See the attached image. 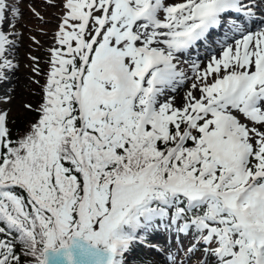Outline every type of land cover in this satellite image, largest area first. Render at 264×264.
<instances>
[{
	"label": "snow or ice",
	"instance_id": "obj_1",
	"mask_svg": "<svg viewBox=\"0 0 264 264\" xmlns=\"http://www.w3.org/2000/svg\"><path fill=\"white\" fill-rule=\"evenodd\" d=\"M58 2L36 118L14 133L0 108V264H71L76 238L124 264L159 230L165 264H264V0ZM21 15L0 0V79Z\"/></svg>",
	"mask_w": 264,
	"mask_h": 264
},
{
	"label": "rangeland",
	"instance_id": "obj_2",
	"mask_svg": "<svg viewBox=\"0 0 264 264\" xmlns=\"http://www.w3.org/2000/svg\"><path fill=\"white\" fill-rule=\"evenodd\" d=\"M30 2L34 3L41 11L44 17L43 20L34 16L29 10L27 5ZM18 4L22 11V15L19 18V22L15 25V27L19 29V34L17 44L14 46L15 52L12 55L17 66L12 70H3L5 71V78L0 79V97H10L9 103H0V105L3 108L9 109L12 115L23 112L22 104L24 99H26L27 89L33 77L32 69L34 64L39 62L40 65H42L50 61L49 50L53 45L55 28L57 27L59 13L61 11L58 0H56L55 7H52L46 0H18ZM0 27H2L4 31H11L8 27V21H4ZM32 37L36 38L35 41ZM32 57H37L38 61H33ZM189 59L190 58L181 55L182 61ZM183 66L187 68L188 63L185 62ZM187 75L191 77L192 74L191 72H187ZM189 81L191 83V79H189ZM188 84L189 82L186 85ZM187 89L188 87L184 90L183 85L178 89V93H169V95L173 96L175 100V97H182L180 91L181 94H184ZM175 102L178 106L181 104L177 100H175ZM159 238H165L166 243L161 242V240L164 239H152L149 241L152 247L146 246V251L149 255V260L146 261L147 264H165L164 252L168 251L169 245L172 247L176 246L175 233L169 235L165 232V234L159 236ZM181 242L187 247L189 238L182 235ZM198 256L199 252L193 256V259ZM177 259H179V257H177ZM188 264H192V260H189Z\"/></svg>",
	"mask_w": 264,
	"mask_h": 264
},
{
	"label": "water",
	"instance_id": "obj_3",
	"mask_svg": "<svg viewBox=\"0 0 264 264\" xmlns=\"http://www.w3.org/2000/svg\"><path fill=\"white\" fill-rule=\"evenodd\" d=\"M82 247L87 249H103L97 245H90L87 241L82 238H76L75 242L70 245L69 250L72 254L71 264H94L95 256L88 255L82 252ZM65 249L58 248L55 251L52 249L46 250V262L45 264H69L68 259L64 255ZM101 259L104 258V253H99Z\"/></svg>",
	"mask_w": 264,
	"mask_h": 264
},
{
	"label": "trees",
	"instance_id": "obj_4",
	"mask_svg": "<svg viewBox=\"0 0 264 264\" xmlns=\"http://www.w3.org/2000/svg\"><path fill=\"white\" fill-rule=\"evenodd\" d=\"M42 96V86L36 85L34 83L31 88V92L28 93L25 103L32 104L34 107L38 106ZM36 118L35 111H28L24 107L23 112L15 113L14 115L8 116L9 125L12 128L13 132L22 131L25 129L29 121Z\"/></svg>",
	"mask_w": 264,
	"mask_h": 264
},
{
	"label": "bare ground",
	"instance_id": "obj_5",
	"mask_svg": "<svg viewBox=\"0 0 264 264\" xmlns=\"http://www.w3.org/2000/svg\"><path fill=\"white\" fill-rule=\"evenodd\" d=\"M202 59H203V60H206V59H207V56L204 57V58H202ZM187 87H189V85H188ZM187 87H186V88H187ZM186 88H184V90H185ZM177 89H178V88H177ZM177 89H175V92L172 91V90H169V91H171V93H173V92H174V93H178V92H177ZM169 91H168V92H169ZM184 93H185V92H184ZM167 95H169V93H167ZM180 95H181L182 97H181V98L175 97V100L179 101V103L182 104L184 94H181V91H180ZM181 104H180V105H181ZM177 105H178V104H177Z\"/></svg>",
	"mask_w": 264,
	"mask_h": 264
}]
</instances>
